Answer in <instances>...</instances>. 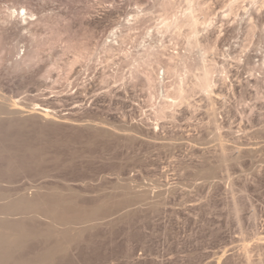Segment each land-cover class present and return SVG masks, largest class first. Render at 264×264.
<instances>
[{
	"label": "rangeland",
	"instance_id": "rangeland-1",
	"mask_svg": "<svg viewBox=\"0 0 264 264\" xmlns=\"http://www.w3.org/2000/svg\"><path fill=\"white\" fill-rule=\"evenodd\" d=\"M201 1L208 15L200 33L217 41L233 83H218V123L243 152L218 169L207 103L197 95L192 115L165 120L154 135L158 96L119 80L128 67L122 50L148 32L165 55L182 50L181 38L157 33L153 0H0L1 24L11 7L41 20L30 28L38 38L0 25V103H47L63 120L0 115V264H264V0H239L232 10L231 0ZM45 22L93 49L88 67L67 75L58 66L67 56L46 43L53 31ZM120 30L127 46L104 53L103 41ZM18 47L27 58L12 70ZM136 124L137 138L123 131ZM208 167L207 181L196 180Z\"/></svg>",
	"mask_w": 264,
	"mask_h": 264
},
{
	"label": "bare ground",
	"instance_id": "bare-ground-1",
	"mask_svg": "<svg viewBox=\"0 0 264 264\" xmlns=\"http://www.w3.org/2000/svg\"><path fill=\"white\" fill-rule=\"evenodd\" d=\"M153 1V7L160 8L161 12L159 16V26L156 29L157 33L161 36L171 35L181 38V43H183L182 50L165 55L163 53L164 48L159 45V42L154 38V35L148 32L145 34L144 38H142L141 41L137 42V44L135 40H132V42H130H135L134 44H136L135 47L133 46V49H131L130 47L129 49L122 50L123 59L125 60V62L128 61V67L126 71H124V73L119 76V80L124 86L131 85L132 87H135L136 85H139L142 87V89L148 90L151 94H156L158 96L159 102L155 104V107L151 112V120L153 121L152 133L154 135L158 133L162 123H164L165 120H174L178 114H180L181 112L184 113V111L192 115L196 109L195 106H197L195 97L198 95L199 102L207 103L206 108L208 106V112L213 117L211 123L213 126V142H215V155H213L215 156L217 163V166L213 169L227 167L229 162H235L237 159H240L239 156L243 152L242 148L236 143V146H231L232 142L230 143V139H227L229 136L226 138L227 135L222 132L221 129L223 128L218 123V117L216 115L217 103H225V92L223 91L222 86L220 87L218 83L224 82L226 80L229 81L230 71L227 69L225 64H220L217 41L213 40L215 42H211L210 38L200 33V26L204 24L207 25V8L201 0ZM257 1L258 0H252V3H257ZM238 4L239 0H231L229 2V9L232 10ZM180 5L182 6V9L180 13H177V9ZM9 10L10 14L7 15L8 20L3 21L2 24L0 22V25H3L2 27H5V30L10 27V29H17L19 36L29 34L27 37L31 36L34 38L36 36V32L33 33L31 31V26L33 27L35 24L39 23L41 21L40 18L36 17V19H32L35 14L30 12L25 7H11L9 8ZM143 11L144 10H141L142 15L136 13V16H133L132 21L128 22V24L126 25L127 29L130 30L131 28L135 27L138 22H140L141 18L144 17ZM45 23L44 28H42L44 30L47 29L48 31L51 30V32L53 31L52 35H49L47 37L45 36L46 38L43 37L44 39H46V43L58 44L57 46H59L60 48V55L67 56V59L63 61L61 65L59 63L58 66H61V68L67 72V75L75 71L76 67L83 63H85L86 67H88L89 64L94 60L95 52L93 51V49H91V47L89 48L88 46L83 45V43L81 44L78 41H75L73 38L65 40L62 35L63 31L60 30V27L59 29H56L55 26H52L53 23ZM8 25L10 27H8ZM254 28L255 27L253 24L250 25L249 32H253ZM42 34L41 36H43ZM19 36L18 38H20ZM31 37L30 39H32ZM128 39L129 37H127V34H124L121 30L120 32L112 31L103 41L100 49L104 53L110 55L113 52L120 51L121 48L127 46V43H129ZM181 39L178 40L181 41ZM0 41L2 42L1 39ZM15 51L16 52H14V55L12 54V56L15 58H11L13 60L9 59V61L11 60L9 67L12 70L18 69L20 65L26 61L27 58L25 51L20 54L19 47L16 48ZM16 56L18 58H16ZM221 59H225L223 63H227V57H225V55H223ZM240 59L241 58H238V63H242ZM231 60L236 61V59ZM109 63L111 64L112 61H110ZM260 63H262V67H264V57L260 59ZM254 65H256V63H254ZM161 70L162 74L160 73ZM169 74L174 77V81L170 85H167L165 81L166 76ZM116 75L115 77H117ZM106 81L107 77L102 80L103 83H105ZM229 83H231V81H229ZM231 85H233V83H231ZM231 93H233V91H231ZM9 101V104L0 103V115L8 114L7 112L9 111H14L15 113L19 114L26 113L29 116L38 115L42 120L46 122L60 123V121H63L55 116L57 112L55 111V109L49 107L47 103L45 105L35 104L31 108H27L21 106V104L17 100L11 99ZM55 101L57 103H61L63 100L56 99ZM182 106H184V108H182ZM130 127L131 129H129L128 127V129H124L123 131H128L127 133H130L129 130H132V134L128 135L136 138L137 136L141 135V127L139 124ZM198 140H200L199 137L195 140H191V143L194 144V146L202 145L200 142H197ZM252 150H250V152ZM212 151L213 150H211V152ZM243 151L246 150L244 149ZM211 171L212 169L209 167L198 170L196 172V175L200 178L196 180L207 181L208 177L206 175Z\"/></svg>",
	"mask_w": 264,
	"mask_h": 264
}]
</instances>
